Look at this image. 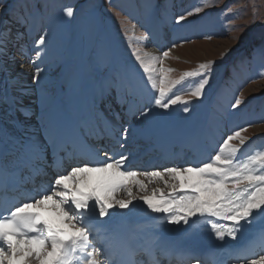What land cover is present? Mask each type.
<instances>
[{
	"label": "snow or ice",
	"instance_id": "obj_1",
	"mask_svg": "<svg viewBox=\"0 0 264 264\" xmlns=\"http://www.w3.org/2000/svg\"><path fill=\"white\" fill-rule=\"evenodd\" d=\"M140 6L160 19L159 6L153 0H143ZM230 9L222 11L230 13ZM200 11L201 7L194 9L197 14ZM194 12L177 15L174 24L182 25ZM48 13L47 0H18L6 23L0 12V57L36 23L41 24L35 41L41 50L36 55L46 54L49 32L56 24ZM63 15L72 18L75 10L67 7ZM12 25L18 26L15 37ZM81 36L82 53L65 46L49 66L60 69L56 78L49 81L40 67L33 74L38 86L41 80L50 83V89L43 90L38 124L29 122L21 92L12 99L10 111L25 119L10 121L11 128L0 125V264H165L178 254H190L181 253L163 237L134 243L115 231L111 227L114 217L131 212L136 202L156 214L155 218L164 217L168 224L191 226L204 221L217 241L237 240L256 216H264V150L242 154L249 140L243 133L251 125L225 132L205 161L183 166L143 170L130 165L127 151L110 155L86 148L76 134L73 117L58 104L65 86L91 96L94 112L89 119L95 121L97 134L105 130L99 104L113 99L131 108L137 86L116 68L105 48L93 42L90 29L85 27L77 39ZM140 36L146 42L152 33L146 29ZM170 53L171 48L155 55L139 47L132 53L144 87L152 93V106L137 108V119L147 118L154 108L168 112L179 107L187 114L194 101L205 98L215 61L202 62L175 77V69L165 66ZM242 103V97L236 98L231 103L233 112ZM130 127H123L119 134L121 149H126ZM192 141L197 143V136ZM67 159L76 163L58 171L48 187L34 196L19 195L23 185L49 169H59ZM253 245H258L259 251H254ZM231 256L233 264H264V229L248 244L233 248ZM193 258L195 264H202L198 255Z\"/></svg>",
	"mask_w": 264,
	"mask_h": 264
},
{
	"label": "rangeland",
	"instance_id": "obj_2",
	"mask_svg": "<svg viewBox=\"0 0 264 264\" xmlns=\"http://www.w3.org/2000/svg\"><path fill=\"white\" fill-rule=\"evenodd\" d=\"M142 2L143 0H47L49 19L55 20L56 24L49 32L46 54L36 55L41 50L35 43L41 34V24L36 23L26 36L17 40H22L21 44L9 45L7 56L14 58L15 71L26 66L34 74L36 68L40 67L45 69L50 81L59 75L60 69L49 66L54 65L65 46L70 47L73 53L83 52L84 37L81 36L79 40L77 37L87 27L93 42L102 45L112 57L116 68L126 75L133 86H137L134 103L140 102L143 106L148 101L149 107L152 106V93L144 87L141 70L132 55L137 47L155 55H161L163 51L171 48L170 58L165 66L175 69V77L184 71L196 69L202 62L215 61L211 84L203 99L209 98L211 101L199 112L195 120L196 128L200 129L202 135L205 134L206 127L216 133L221 129L234 127L236 120H241V126L251 125L243 133L249 140L243 147L242 154L246 156L254 151L264 150V0H153L159 6L160 19L148 15L140 6ZM17 3L18 0H2L0 12L5 23L9 12L17 7ZM229 6L230 13H224L222 10ZM67 7L75 10L74 17H64L63 9ZM196 7H201L198 14L194 12ZM189 11L194 14L187 17L182 25L174 24L177 15ZM11 27L15 37L18 26ZM146 29L151 31L152 38L145 42L140 34ZM173 44L179 46L172 47ZM4 57H0V65ZM2 75L0 66V77ZM25 75L12 81L9 79L7 83L12 92L21 95L16 90V85L19 81L24 85L28 84V77ZM31 83L37 94L33 106L41 112L43 90L50 89V83L41 80L38 86L33 83V79ZM79 91L65 86L63 101L69 103L77 97ZM239 97H242L244 103L239 110L233 112L231 103ZM203 100L194 101L192 111L187 114L179 107L168 112L154 108L147 118L164 114L180 121L192 116ZM24 105L26 107L25 102ZM31 107L27 105L26 109L30 112ZM17 114L20 120L25 119L21 113ZM214 115L217 116L212 119ZM37 118L32 120L28 117L29 122L34 125L38 124ZM195 224L191 226L194 227ZM249 226L238 235V241L235 242L247 240L264 229V216H256L255 222ZM185 229L188 226L176 225L173 231ZM194 230L195 227L191 232ZM207 230L200 232L201 235L210 234L209 227Z\"/></svg>",
	"mask_w": 264,
	"mask_h": 264
},
{
	"label": "bare ground",
	"instance_id": "obj_3",
	"mask_svg": "<svg viewBox=\"0 0 264 264\" xmlns=\"http://www.w3.org/2000/svg\"><path fill=\"white\" fill-rule=\"evenodd\" d=\"M165 44L169 43L165 42ZM0 66L3 72L2 77H0V125L11 128L10 121L19 118L17 112L10 111V104L12 103V99L16 96H19V94L12 92L9 83L7 82L9 81V79L10 81H12L16 79V77H23V74L27 75L28 84L24 85L21 83L22 81H19L16 85V90L20 93H24L23 101L25 102L26 107L27 105L32 106L30 108L31 110L29 112V116L32 118V120L35 117L37 118V116L40 115V109H35L36 106H33V101L36 100L37 94L34 91L35 89L32 87L33 84L31 83L33 76L32 72L26 69V66L22 67V70L18 68L15 71L13 69L14 58L7 55L4 57V61H2ZM210 101L211 100L209 98L203 100L195 113L192 114V116L180 121L175 120L173 116L160 114L159 117H153L150 119L143 118L134 122L137 118V115H139L138 112H136V109L142 108L144 105L141 106L133 104L131 108L129 107V105H127V108H123L120 105L116 107V109H113V107L109 104L110 101L105 99L102 103L99 104V112L104 120V125H102V127H105V130L99 132V134H97L96 130L94 129L95 121L89 119L90 117H92L94 110L92 108V98L87 92L80 90L77 97L73 98V100L69 103H64L60 99L58 104L62 111L69 113L73 117L76 123V134L79 138L80 143L83 144L86 148L99 153L106 151L109 152L110 155L113 153L119 154L121 152L127 151L130 153V165L132 167L143 170H150L152 168L167 167V165H169L151 164L154 161L153 156L159 155L163 151L164 145L173 144V142L177 138V135L196 129L195 120L199 115V112L207 104H209ZM104 104L108 105L107 108L100 109L101 106H104ZM145 104L149 105L148 101ZM31 112H35V116H32ZM131 112L132 120H130L129 117L131 115ZM133 113L136 114L133 115ZM127 126H131L129 138L126 143V149H121L117 143V140L120 139L119 134L122 128ZM231 130H233L232 127L217 131L218 136L216 137V139L213 140L211 138H206L204 140L205 145L208 143L216 145L215 141L221 139L225 132H229ZM112 135H115L116 138H110L112 137ZM105 137L106 139L109 138L110 140H107L101 146H98L94 141L96 138L101 139ZM188 146H191V141L189 143H186V147ZM215 147L216 146H214L213 148ZM137 152H140V154L136 155ZM139 155L149 156L145 167H140L141 157H138ZM171 157L172 156H169L167 157V159ZM100 159H104V157L101 156ZM137 159H139V161L136 164ZM200 160L201 159H199L198 161ZM75 163V160L67 159L61 164L60 168L63 169L66 165L68 168ZM178 164L182 166L183 162H180ZM185 164H187V162ZM151 165L154 166L150 168ZM49 170L51 171L49 176H47V178L45 179H40V184H44L46 187L51 184L56 175L54 174L56 169ZM30 182L35 183L34 179H32ZM160 187H163V185L161 184ZM118 195L122 196L123 194L121 193ZM155 216L156 214L147 211L146 206H144L141 202H136V207L132 209L131 212H128L126 215H117L116 217H114L113 221L111 222V227L118 232L121 226L130 224L132 228H138L145 241L158 240L163 237L165 240L169 241L176 249L181 250V253H190L188 255L178 254L174 258H170L169 261H166L165 264H189V262L185 261L186 258L199 250H204L208 255L213 257V262H210L209 260V262H202V264H233V259L231 256L232 249L239 246H244L246 245V243L248 244V242L251 241L254 237L252 236L247 240L243 239L244 241L242 242H233L232 240H230V242L232 241L233 243L220 242L215 239L213 233L211 232L210 234H207V236H204L206 234H204L203 236L201 235L200 232L203 233L208 228L204 221H198L195 224L194 232H191L194 228L192 226H188V229H185L184 231H181V229V232H176L173 231L176 225L168 224L162 216L159 218H155ZM244 231H246V229ZM206 232L209 231L207 230ZM135 237L138 238L139 234L136 233ZM256 247L257 245H255V249ZM98 258L100 259V257ZM192 264H195V262H193Z\"/></svg>",
	"mask_w": 264,
	"mask_h": 264
}]
</instances>
